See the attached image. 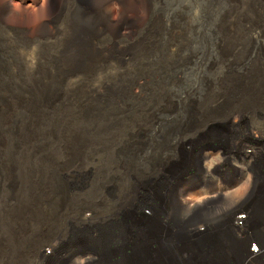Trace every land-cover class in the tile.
Masks as SVG:
<instances>
[{
  "label": "rangeland",
  "instance_id": "1",
  "mask_svg": "<svg viewBox=\"0 0 264 264\" xmlns=\"http://www.w3.org/2000/svg\"><path fill=\"white\" fill-rule=\"evenodd\" d=\"M66 1L91 11L92 0ZM69 6L60 34L0 26V264H238L243 245L226 226L236 201L254 200L264 243V0H147L139 16L114 5L111 28L122 29L95 38L106 59L65 75ZM159 193L166 216L119 211ZM172 193L199 206L173 212ZM173 216L188 230H165L164 252Z\"/></svg>",
  "mask_w": 264,
  "mask_h": 264
},
{
  "label": "bare ground",
  "instance_id": "2",
  "mask_svg": "<svg viewBox=\"0 0 264 264\" xmlns=\"http://www.w3.org/2000/svg\"><path fill=\"white\" fill-rule=\"evenodd\" d=\"M24 1L25 0H21V1L19 0L20 5L17 8L18 11H13V9H11V7H10L11 6L10 0H0V26L3 27L4 30L9 31L11 33H15L17 35H30L29 37H34V36L43 37L45 35H56V34L63 33L64 23H61L60 26H58L59 19L57 17V14L61 12L62 8H64L65 6H69L66 0H32L33 5L28 6V10H27L28 14L26 16L18 14L19 11L24 10L22 8V4ZM82 1H84V0H82ZM128 4H131L133 6L134 16H139L140 14L146 13V11H147V0H92L90 2L91 11L88 14L81 12V8H80V5L78 3H76V2L70 3V6L68 8V9H70V19L68 20V24H67V32H68L67 47L69 48V50L67 49L66 56L64 57L65 63L67 65L64 68V73H66L65 75L72 74V73L77 72V71H80V72L90 71L93 68H96L97 64L102 63L106 59L107 53H105V50L104 49H97L95 47L96 35L98 33H101V32H107L110 29H111V32H113L114 34H118L119 31L122 29V25H118V26L116 25V26H113V28H111V25H112L111 19H110L111 8L114 5H118V6L121 5L123 8H125V6L127 7ZM7 16H11V18L9 20H7ZM87 18H88V21H87ZM123 29H125V28L123 27ZM131 30L132 29H128V32L130 33ZM130 89H131V86L127 89V92H130ZM125 91H126V89H125ZM102 92L103 93L104 92L110 93V91L106 90V89H102ZM0 114L2 117L3 116L6 117L7 111L3 105H1ZM203 151H205V150H203ZM202 158H203V152L199 151L196 154V160H197L198 164L200 163L199 161ZM233 174H235V173H233ZM233 174L229 173V174L225 175L224 177L232 178ZM227 178H225V179H227ZM199 181H201V178L198 177L197 175L194 177H191L188 180V184H187L186 188L193 187V185H195ZM163 199H164V197L160 193L155 194L153 196H150V200L155 202L156 203L155 205H150V206L144 205V206H137L136 207V206L131 205V203L133 201V197L129 196L125 200H122L119 202V204H118L119 205V211L121 213H123L126 210L127 211L126 213H129V218H131V213H133V214L139 213V215H141L142 210H149L151 212V214H153V215L164 214L166 216L167 208L161 205ZM169 201H170V205H169L168 209L173 210V212H175L181 208H185L186 212L191 214L193 211H195L194 209H196L199 206L198 203H192V204L186 203L185 201H183V199H181L179 197L178 193H172L170 195ZM239 201H236L235 204L231 207L237 208L241 205H242L241 207H243L244 206L243 204H245V205L250 206L252 208L253 203H250V202H254V200L251 199L250 197L245 198L240 203H239ZM204 209H207V208H204ZM230 210H229V212L231 214ZM235 211H236V209H235ZM255 211H256V209H254L253 213H252V217H254V219L257 218V215H256L257 213H255ZM182 214H183V212H182ZM185 216H187V214H183L184 218H185ZM127 219H128V217H127ZM173 219L174 220L170 219L173 222L171 224H168V222H165L162 219L164 227L161 229H164V230H162V234H161L160 238H162V240H163L161 247L164 248V252H168L169 247L172 250V245L170 244V239H168V240L165 239L164 231L167 229L170 230L172 227L184 228L185 226H187V225L182 226L183 224L179 225V223L177 222L178 216H173ZM254 219L249 217L248 221H245V223L247 222L245 227L247 226L248 223L250 224ZM226 222H227L226 226L228 227L229 235L234 238L235 242L243 245L242 249H239L237 247V249L239 250L237 252V256L239 258L238 264H242L241 260H240V254L241 253L243 254L245 252L247 253V251H248L247 240L249 239L251 234H249V230H247L246 231L247 238H243V237H239L237 235V232L232 230L233 231V235H232V232L230 230V228L232 229V219L230 217H228ZM196 224L197 223H193V226L194 225L197 226ZM159 225H161V224L159 223ZM133 226H134V228L137 229V231H140L141 228H142V230H145V228L146 229L147 228L148 229L156 228V225H152L150 223L145 224V226L138 225V227H137L134 224H133ZM174 228H172V229L174 230ZM126 229H127L126 223H123V226L120 227V231L125 232ZM186 230H188V229L184 228L183 232L186 233ZM207 231H208L207 228H206V230L204 228H199V232H207ZM145 234H146L145 232L144 233H138L139 238H141V239L144 238L146 236ZM176 235H178V234H176ZM193 235H195V233ZM170 236H171V234H170ZM195 236L198 237V235H195ZM51 249H54V246H51ZM60 252L63 253L64 250L61 249ZM84 252H85L84 248L81 247L80 249H75V250H72V251L66 253L65 258H66V260L67 259L68 260H71V259L75 260L77 258L79 259V257H81V255ZM42 257L45 260L49 259L45 255H43ZM139 257H141V256H139ZM166 258H167L168 264H178V260H176V261L175 260H169L168 256ZM123 261H124V259H123ZM126 262H128V260ZM129 262L131 264H134L133 260H131ZM222 263L224 264V261ZM225 263L226 264H234L235 261H233V263H229V262L228 263L225 262ZM57 264H59V263H57Z\"/></svg>",
  "mask_w": 264,
  "mask_h": 264
},
{
  "label": "built area",
  "instance_id": "3",
  "mask_svg": "<svg viewBox=\"0 0 264 264\" xmlns=\"http://www.w3.org/2000/svg\"><path fill=\"white\" fill-rule=\"evenodd\" d=\"M252 147L251 146H246L245 152L246 153H252ZM244 206L237 207V208H232L231 211V216L230 218L232 219V229L230 228L232 235L233 231L237 232V235L239 237L247 238L246 236V231L249 230V234L251 236L247 240V253H241L240 254V260L242 264H264V243H260L258 240H255V232L260 228L259 225L255 223V225H250L249 223L245 227L246 223L245 221H248L249 217H252V209L248 207L247 205L243 204ZM247 206V207H246ZM236 209V211H235Z\"/></svg>",
  "mask_w": 264,
  "mask_h": 264
},
{
  "label": "crops",
  "instance_id": "4",
  "mask_svg": "<svg viewBox=\"0 0 264 264\" xmlns=\"http://www.w3.org/2000/svg\"><path fill=\"white\" fill-rule=\"evenodd\" d=\"M255 213L258 214V211L256 210ZM257 214H256V215H257ZM257 217H258V216H257ZM255 223H256V219H254V220L250 223V225H253V224L255 225Z\"/></svg>",
  "mask_w": 264,
  "mask_h": 264
}]
</instances>
